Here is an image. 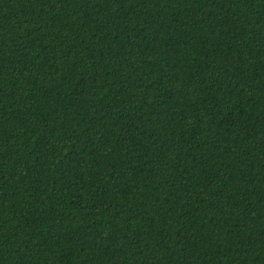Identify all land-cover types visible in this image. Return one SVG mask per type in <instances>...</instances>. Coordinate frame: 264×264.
<instances>
[{"label":"trees","instance_id":"trees-1","mask_svg":"<svg viewBox=\"0 0 264 264\" xmlns=\"http://www.w3.org/2000/svg\"><path fill=\"white\" fill-rule=\"evenodd\" d=\"M0 264H264V0H0Z\"/></svg>","mask_w":264,"mask_h":264}]
</instances>
